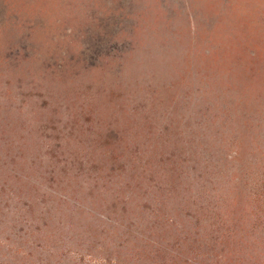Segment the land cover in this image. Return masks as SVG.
I'll use <instances>...</instances> for the list:
<instances>
[{
  "label": "trees",
  "instance_id": "trees-1",
  "mask_svg": "<svg viewBox=\"0 0 264 264\" xmlns=\"http://www.w3.org/2000/svg\"><path fill=\"white\" fill-rule=\"evenodd\" d=\"M136 1L137 9L124 13L94 0H24L25 9L0 0V35L5 17L31 28L20 40L30 53L16 48L18 39L5 46L0 40V78L16 68L27 79L21 100L0 83V264H264V156L251 181L246 168H235L239 144L222 149L199 124L186 128L182 115L173 134L164 119L154 130L151 114L134 119L129 132L115 117L55 105L68 79L59 64L66 54L77 57L80 65L67 68L76 72L84 35L95 30L99 37L103 21L127 19L129 31L107 37L127 53L136 48L133 30L150 29L155 9L162 15L164 0ZM154 23L150 34L162 31V18ZM33 29L49 37L46 48L33 40ZM94 52L96 64L85 69L115 70L118 78L124 56ZM239 198L246 209L230 212Z\"/></svg>",
  "mask_w": 264,
  "mask_h": 264
},
{
  "label": "rangeland",
  "instance_id": "rangeland-1",
  "mask_svg": "<svg viewBox=\"0 0 264 264\" xmlns=\"http://www.w3.org/2000/svg\"><path fill=\"white\" fill-rule=\"evenodd\" d=\"M94 1L100 2L101 8H116L124 13L139 6L136 0ZM15 5L20 9L28 8L24 0H15ZM151 6L155 9L152 2ZM164 8L170 14L171 26ZM152 12L158 20L162 18V31L150 34L155 18L149 21L150 29L140 25L132 34L136 48L127 53L121 44L107 42L108 36L130 30L127 19L112 17L102 22L101 36L97 37L95 30L84 35L81 42L83 67L69 75V65L76 62L80 65L78 58L69 54L64 55L59 64L68 79L59 87L55 105L62 109L68 106L75 112L82 107L103 120L115 117L124 131L127 124L129 132L135 129L134 119H150L148 114H151L154 130L164 127V119L167 131L173 134L170 126L179 128L182 115L181 118L187 120L186 128L193 129L199 124V130L220 143L222 149L234 150L239 144L235 168L237 172L240 167L246 168L251 174L250 180H254L252 177L261 171L256 159L259 154L264 156V0H228L227 3L224 0H164L162 15L156 9ZM189 15L194 34L188 30ZM5 20L1 46L20 41L21 34L31 29L6 17ZM31 34L43 48L49 45L50 39L42 31L33 29ZM19 43H16L17 49L30 53V47L22 41ZM95 50L101 57L107 54V59L124 56L118 78L115 70L85 69L87 64H96ZM31 66L36 70L38 64ZM10 70L6 77L0 78V83H6L17 94L16 99L21 100L26 90L27 79L23 76L26 72ZM191 99H195L197 108L204 114L202 121L195 116ZM184 102L188 107H183ZM226 112V122L221 125L222 114ZM7 113L11 115L12 111ZM224 168L233 169L232 166ZM226 201L230 205V200ZM238 204L236 208L230 206V212L239 213L247 207L245 199L239 198ZM175 206L172 204L171 209L177 210ZM225 212L222 208V213Z\"/></svg>",
  "mask_w": 264,
  "mask_h": 264
}]
</instances>
